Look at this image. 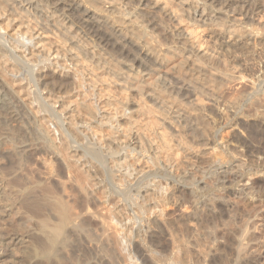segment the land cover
Masks as SVG:
<instances>
[{
	"label": "bare ground",
	"instance_id": "6f19581e",
	"mask_svg": "<svg viewBox=\"0 0 264 264\" xmlns=\"http://www.w3.org/2000/svg\"><path fill=\"white\" fill-rule=\"evenodd\" d=\"M65 22L62 32L74 35L63 39L56 30ZM161 28L171 44L160 43ZM256 50H264V0H0V168L14 143L44 179L12 172L10 206L0 180V208L37 219L26 257L12 263L264 264V141L252 142L264 137V65L258 80L245 73ZM122 54L133 64L116 74L110 62ZM168 56L179 66L154 92L198 96L196 113L217 119L204 149L188 113L129 93L130 72L132 80L159 73ZM7 228L0 260L25 243L7 252ZM66 236L79 242L76 262L61 249Z\"/></svg>",
	"mask_w": 264,
	"mask_h": 264
},
{
	"label": "rangeland",
	"instance_id": "374dc122",
	"mask_svg": "<svg viewBox=\"0 0 264 264\" xmlns=\"http://www.w3.org/2000/svg\"><path fill=\"white\" fill-rule=\"evenodd\" d=\"M133 1L137 2L139 0H133ZM145 4L151 5L152 2L146 1ZM18 7L20 9H22L23 7H25V9L30 8L28 4H19ZM151 7L154 8V6H151ZM142 8H146V7H142ZM148 11H149V8L146 12H148ZM154 11L156 12L158 10L153 9V12ZM24 13L26 16L28 15V14H26V12H24ZM154 18L156 19V21L162 23L164 28H166L167 23L163 19L161 13L157 12V14L154 15ZM36 20L38 22L41 21V19H39V18H36V19L34 18V21H36ZM52 23L55 24L54 22H52ZM169 24H171V23H169ZM174 25L175 24H172L170 26L173 27ZM70 26H71V24H67V22H65V24L62 25V27H59L58 28L59 30H56L57 37L65 39L64 37L69 38L70 36H73L74 34H72V32H70V33L68 32V34H64L62 32V29L65 30V27L67 28ZM186 27L187 26H184L183 29H185ZM177 28H181V27L177 26ZM7 31H9L10 34L14 33V31H11V28H9ZM156 34L158 35L161 44H164V45L171 44L172 41H174L173 37L169 33L167 34L165 29L161 28V29L157 30ZM205 34H206L205 35V37H206V36L210 35V32L206 31ZM51 36H53L52 33L50 34V37ZM77 39H80V37H78ZM81 44H82V41H81ZM89 47H93V45L92 46H86V50H84V52H82L83 56L85 55L84 53H87L90 50ZM93 51H95V50L92 49L91 52H93ZM256 51L253 52V54H252L253 60L251 61V63L254 66L251 65V67H250L251 69H249V70H252V69L253 70L252 71L248 70L247 72L245 71V73L252 78L256 75L254 77V80H258L260 78L259 76H261L262 74H259L257 72H258V69L260 68V66L264 65L263 64L264 63V61H263L264 60V50H262V51L259 50L257 52ZM96 53L97 52H94V54H96ZM260 53H262V54H260ZM118 55H120L119 52H118ZM88 56L89 55L84 56V57L86 58ZM122 58H123L122 59L123 61L121 63H118L119 62L118 59H117L118 62L116 60L113 61L112 59H110V61L112 60V62H110V67L114 70L113 72L116 74L121 73L122 70L125 68V65H128V64L132 65L133 64V62H132L133 56H131L130 54H122ZM167 59H168V62L165 64V67L159 73L153 72L150 75H147V73L144 72L139 76L134 75L136 80H132L131 75L134 74V72H130L128 74V75H130V79L128 80V84L131 87H133L134 90L129 91V93L132 95V100H137L138 98L141 97V94L144 95L145 101H147L151 106H153V108H155L157 110H159L158 108H161V105H168V106L175 107L176 110H182L183 112L188 113L190 115V120H192L193 124H194L191 128H193V130L195 131L194 134H196V136H197L196 137L197 143L202 146V149H204L206 147L205 144L209 143L208 138L212 134L210 132L211 131L210 128H211V126H213V123L214 124L217 123V119L214 118V115L213 116L210 115V113H211L210 111H209L210 112L209 114L207 112L196 113L194 104H195V100L197 99L198 96H195L194 92H190V91H192L191 89L190 90L184 89L185 91L184 90H182V91L178 90L177 92H179L180 94H178V96L176 95L177 96L176 98H175V95H173V93L171 95H169V94H166L164 92H162V93L154 92V89L157 88V86L159 84V80L161 79L159 77H164V78L174 77L175 74L173 73V71L171 69L174 66H179L180 60L178 57L175 58V57L168 56ZM105 62H107V61H105ZM238 65H240V64H238ZM257 67H259V68H257ZM135 68H136V66L133 67L134 70H135ZM137 71H139V69H137ZM71 72H72V70H71ZM257 77H258V79H257ZM115 89L119 92L121 90V87H115ZM146 92H153L154 95L152 97L148 96V93H146ZM199 98L204 100L203 97H199ZM189 101L190 102L192 101L193 103L192 104H186ZM204 103H206L207 107L210 108L211 103L209 102V100L207 98H205ZM204 114L206 116H204ZM207 114H208V116H207ZM134 116H136V118H138V119H141V117L139 118L137 115H134ZM177 116H178L177 114H174V117H177ZM207 117H209V118H207ZM178 119L179 118L174 119V121H175L174 127L178 131L183 132V131H185L184 127L187 126L188 124L184 121H181V123L176 124ZM226 119H227V115L224 114V115H222V119H220V120L224 121ZM194 121H196V122H194ZM240 131H241V129H240ZM208 132L211 134H209ZM241 132L243 134H241V133L239 134V132L237 133L238 138L242 141L247 140L248 133H246V131H243V130ZM263 141H264L263 136H258L256 139L253 138V140H252V142L255 146H260ZM5 148L12 151V153H13L12 157L3 160L4 166H2L0 168V180L2 178L4 179V185L7 188V194H10L9 175L12 172H15L17 174V180H20V181H22V179H24L25 177L28 178L32 184L36 183V181H38V180H44L43 177L41 176V173L38 172V170L40 168V166L38 165L39 164L38 161L32 160L30 163V166L27 167V166H25L24 161L21 160L19 157L16 144H14V143L13 144H7ZM242 158L244 159V157H242ZM60 167H62V166L60 165ZM144 168L146 169V172H149V169L146 166H144ZM70 190H71V186L68 185L67 191H70ZM117 194H119V192H117ZM3 202L5 204L6 203L9 204V206L12 205L15 202V193L10 194L9 198L4 197ZM250 209H248V210H250ZM15 212H17V209L14 211V213H11L9 207H8V209L5 208V210L0 208V229L1 228L6 229L8 227L7 230L10 232L9 236H6V238L4 240L5 244H7V245L9 244L8 250L9 249L10 250L7 252L12 254L13 253L12 251L15 250L16 247L19 249V251L17 250L19 252V253L17 252L18 255L17 254H16V256L14 255V257H13V255L9 256V257L1 256L2 257V260H0L1 264H14V263H12L13 261L20 262L21 260H23V258L26 257V252H28L27 248L30 246L28 243L29 238H27V237L31 233H34V230L37 228V221H36L37 219L34 216L29 217L28 215H25L24 213H19V214L16 213L15 214ZM13 214H14V216H13ZM170 214L172 215L173 213L171 212ZM263 216H264V214H263ZM28 232H31V233H28ZM27 234H29V235H27ZM23 236L24 237L26 236L25 237V243L23 244V246H16L15 247L13 244L14 243L13 241H16V243L19 242ZM256 236L261 237L260 234H257ZM78 244H79V242L77 241V238L76 237L74 238L73 236H68V237L66 236L62 239L61 249H64V251H66L67 255H68L66 260L76 262V260L78 258V252H77V246H75V245H78ZM4 245L2 246L3 248H5Z\"/></svg>",
	"mask_w": 264,
	"mask_h": 264
}]
</instances>
